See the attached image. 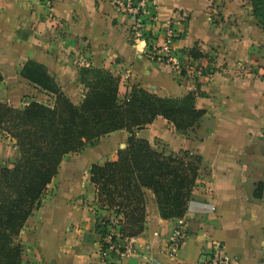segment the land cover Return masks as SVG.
<instances>
[{
	"label": "crops",
	"instance_id": "1",
	"mask_svg": "<svg viewBox=\"0 0 264 264\" xmlns=\"http://www.w3.org/2000/svg\"><path fill=\"white\" fill-rule=\"evenodd\" d=\"M141 17L139 28L110 0H0V101L47 102L51 95L21 73L31 60L75 103L86 91L79 82L84 66L119 73L121 93L132 85L168 97L195 92L207 114L187 133L163 116L136 130L158 151L190 150L202 162L183 218H162L148 191L145 230L133 243L140 251L150 245L156 264H200L217 244L231 264H264V28L248 0H147ZM169 21L182 70L157 59ZM195 45L200 60L189 57ZM129 136L112 132L64 159L22 229L25 264L102 262L97 219L113 213L98 206L91 166L116 160ZM13 144L0 130V165L14 161ZM182 222L190 235L170 256L169 237ZM136 261L144 264L135 257L122 264Z\"/></svg>",
	"mask_w": 264,
	"mask_h": 264
},
{
	"label": "trees",
	"instance_id": "2",
	"mask_svg": "<svg viewBox=\"0 0 264 264\" xmlns=\"http://www.w3.org/2000/svg\"><path fill=\"white\" fill-rule=\"evenodd\" d=\"M248 1L264 28V0ZM189 57L200 60L205 56L195 45ZM21 73L54 101L33 99L22 107L0 101V130L19 153L12 166L0 165V264H25L22 229L66 156L80 153L94 140L118 130L130 133L118 158L91 166L98 206L113 213V217L97 219V230L105 238L111 228H117V234L111 235L113 243L118 236L142 234L148 191L155 195L162 218L185 216L200 174L201 156L190 150L158 151L148 139L137 136L136 130L163 116L181 134L187 133L207 114L197 106L195 92L168 97L132 85L121 97L119 73L84 66L79 82L86 91L82 101L75 103L45 65L31 60Z\"/></svg>",
	"mask_w": 264,
	"mask_h": 264
},
{
	"label": "built area",
	"instance_id": "3",
	"mask_svg": "<svg viewBox=\"0 0 264 264\" xmlns=\"http://www.w3.org/2000/svg\"><path fill=\"white\" fill-rule=\"evenodd\" d=\"M110 1L117 12L135 20L137 27H144V21L141 16L146 8L147 0ZM179 19L180 21H185L186 16L183 14ZM175 35L173 21H169L165 27V45L157 56V59L171 64L177 70H182L184 68L183 64L172 55V42L175 40ZM117 232V228H111L110 234L105 237V242L108 246H104V243L101 245L102 262L100 264H122L123 261L131 257L141 260L144 264H156L151 254L152 249L150 245L145 251H140L134 245L133 237L130 236L124 238H119L118 236V242L113 243L111 235L117 234ZM189 235L190 232L185 223L179 224L169 237L166 252L170 256H176ZM231 262V256L223 252L221 244H217L216 249L211 254L205 256L200 264H231Z\"/></svg>",
	"mask_w": 264,
	"mask_h": 264
},
{
	"label": "rangeland",
	"instance_id": "4",
	"mask_svg": "<svg viewBox=\"0 0 264 264\" xmlns=\"http://www.w3.org/2000/svg\"><path fill=\"white\" fill-rule=\"evenodd\" d=\"M258 20V19H257ZM121 84V83H120ZM130 90V87H129V89H128V91ZM127 91V92H128ZM127 92L126 93H121L120 92V95H121V97H124L126 94H127ZM53 101H54V97L53 96H50V98H48L47 99V102L48 103H53ZM81 102V101H80ZM80 102H78V103H80ZM18 157H19V153L17 154V156L15 157V159H14V161L13 162H10L9 164H6L7 166H12L15 162H16V160L18 159ZM67 157V156H66Z\"/></svg>",
	"mask_w": 264,
	"mask_h": 264
},
{
	"label": "water",
	"instance_id": "5",
	"mask_svg": "<svg viewBox=\"0 0 264 264\" xmlns=\"http://www.w3.org/2000/svg\"><path fill=\"white\" fill-rule=\"evenodd\" d=\"M135 264H137V261L135 262Z\"/></svg>",
	"mask_w": 264,
	"mask_h": 264
}]
</instances>
